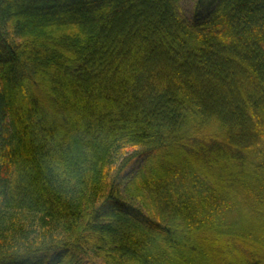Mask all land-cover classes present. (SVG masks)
<instances>
[{"label":"trees","instance_id":"trees-1","mask_svg":"<svg viewBox=\"0 0 264 264\" xmlns=\"http://www.w3.org/2000/svg\"><path fill=\"white\" fill-rule=\"evenodd\" d=\"M0 264H264V0H0Z\"/></svg>","mask_w":264,"mask_h":264},{"label":"rangeland","instance_id":"rangeland-1","mask_svg":"<svg viewBox=\"0 0 264 264\" xmlns=\"http://www.w3.org/2000/svg\"><path fill=\"white\" fill-rule=\"evenodd\" d=\"M192 3H193V0H182L183 10L189 18H192ZM208 9L209 8H206L204 11H202L203 16L209 12ZM137 167L138 165H135L134 167L130 169V171L131 172L135 171Z\"/></svg>","mask_w":264,"mask_h":264}]
</instances>
